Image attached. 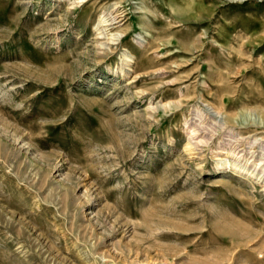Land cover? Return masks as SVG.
Instances as JSON below:
<instances>
[{
	"label": "rangeland",
	"instance_id": "obj_1",
	"mask_svg": "<svg viewBox=\"0 0 264 264\" xmlns=\"http://www.w3.org/2000/svg\"><path fill=\"white\" fill-rule=\"evenodd\" d=\"M0 264H264V0H0Z\"/></svg>",
	"mask_w": 264,
	"mask_h": 264
},
{
	"label": "bare ground",
	"instance_id": "obj_2",
	"mask_svg": "<svg viewBox=\"0 0 264 264\" xmlns=\"http://www.w3.org/2000/svg\"><path fill=\"white\" fill-rule=\"evenodd\" d=\"M80 3V2H79Z\"/></svg>",
	"mask_w": 264,
	"mask_h": 264
}]
</instances>
